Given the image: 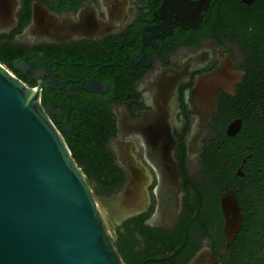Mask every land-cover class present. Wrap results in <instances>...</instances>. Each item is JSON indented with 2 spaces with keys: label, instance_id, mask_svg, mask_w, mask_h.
Here are the masks:
<instances>
[{
  "label": "flooded vegetation",
  "instance_id": "obj_1",
  "mask_svg": "<svg viewBox=\"0 0 264 264\" xmlns=\"http://www.w3.org/2000/svg\"><path fill=\"white\" fill-rule=\"evenodd\" d=\"M34 5L87 9L100 31L19 42ZM14 19L0 49L17 47L12 73L38 90L123 264H249L250 244L264 264V0H18Z\"/></svg>",
  "mask_w": 264,
  "mask_h": 264
},
{
  "label": "water",
  "instance_id": "obj_2",
  "mask_svg": "<svg viewBox=\"0 0 264 264\" xmlns=\"http://www.w3.org/2000/svg\"><path fill=\"white\" fill-rule=\"evenodd\" d=\"M17 6L18 0H0L1 29L14 25ZM97 31L87 9L59 17L34 5L17 39L53 43ZM38 94L0 63V264H123L91 186ZM129 176L121 201L139 191ZM229 226L238 232L241 222Z\"/></svg>",
  "mask_w": 264,
  "mask_h": 264
},
{
  "label": "trees",
  "instance_id": "obj_3",
  "mask_svg": "<svg viewBox=\"0 0 264 264\" xmlns=\"http://www.w3.org/2000/svg\"><path fill=\"white\" fill-rule=\"evenodd\" d=\"M16 51H17V47L12 46L10 44H7V45L1 47V49H0V63L3 64L4 66H6V68L11 72H12V70H11L12 64H11L10 59L12 57H14ZM253 137H255V136H253ZM255 138H257L258 141H259V139L262 141V136H260V138H259V134ZM247 232H249V231H246L245 235ZM250 232H252L251 233V239H253L252 234L254 235V232L252 229L250 230ZM253 246H254V244H250L246 248H243V252L240 254L239 257L245 258L246 255L250 256V259H248L247 262L249 264H258L257 260H255V251L253 250ZM243 261L245 262V260H243ZM243 261L240 262V264H245Z\"/></svg>",
  "mask_w": 264,
  "mask_h": 264
}]
</instances>
